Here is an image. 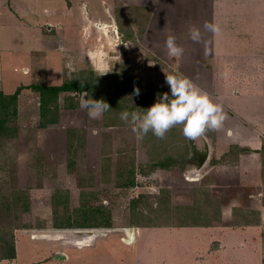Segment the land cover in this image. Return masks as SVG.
Masks as SVG:
<instances>
[{
  "label": "rangeland",
  "instance_id": "1",
  "mask_svg": "<svg viewBox=\"0 0 264 264\" xmlns=\"http://www.w3.org/2000/svg\"><path fill=\"white\" fill-rule=\"evenodd\" d=\"M116 20L118 28H123L125 24L119 13ZM16 32L3 33L6 37L1 45L14 50L25 48L26 41L17 39ZM128 34L129 45L118 46V39L114 40L116 34L94 28L89 38L92 63L63 64L54 78L43 75L30 79L21 72L23 58L7 61L0 74V87L6 92L25 83L23 88L29 90L34 84L59 86L79 81L91 90L87 93L89 97L103 99L110 109L105 116L103 113L102 119H89L79 105L84 93L68 92L58 97L54 124L41 125L34 94H31L33 106L22 102L18 107L17 97L16 113L12 114V106L6 115L2 112L0 264L47 261L69 264L71 259L63 254L72 257L75 246L85 249L86 246L61 241L58 234L62 231L54 227L55 223L79 224L91 219L89 224H92V221L109 220L110 228L93 229L101 232L100 237L87 242L91 246L96 242L98 247L81 254L93 264H106L105 259L102 262L97 259L103 240L120 241L134 251V242L154 229L229 227L231 223L242 229L248 222L257 220L251 210L253 203L247 202V192L215 180L214 171L210 170L212 165L208 164L210 155L197 172L188 164L191 152L181 125L170 128L162 139L149 132L138 140L131 126L120 119L122 111L147 108L154 102L156 93L168 91L165 84L168 73L182 74L207 90L212 83L203 74V65L164 63L153 53L158 49L143 45L140 32L137 40ZM49 46L55 49L58 39L51 38ZM94 88L100 90L99 97L95 96ZM134 89H139L138 96L133 94ZM70 104L75 108L66 107ZM205 133L209 134V130ZM196 139L202 145V138ZM159 164L166 169L153 167ZM252 199L258 203L255 197ZM123 233L134 239L130 241L127 237L123 243ZM258 243L264 247V225ZM11 246L14 258H5ZM170 246L169 239L162 238L161 244L156 245L155 259L172 260L177 250Z\"/></svg>",
  "mask_w": 264,
  "mask_h": 264
},
{
  "label": "crops",
  "instance_id": "2",
  "mask_svg": "<svg viewBox=\"0 0 264 264\" xmlns=\"http://www.w3.org/2000/svg\"><path fill=\"white\" fill-rule=\"evenodd\" d=\"M116 13L125 24L121 29ZM206 21L218 25L219 32L207 31ZM193 26L200 29L199 42L189 38ZM94 28L113 32L118 46L124 47L129 45L128 33L137 40L140 32L143 45L159 50L153 53L160 61L203 65V74L212 80L211 88H198L222 106L225 119L220 128L208 129L209 134L201 136L202 145L196 138L188 139V151L200 150L206 143L215 180L247 192V202L253 203L251 210L257 217L242 229L232 223L229 227L154 229L134 242V251L120 241L103 240L97 259H105L106 264H264V247L258 243L264 225V0H0V74L11 59H24L21 72L30 79L58 77L63 64H90L89 38ZM12 30L17 31V39L26 41L25 48L1 45L6 37L3 33ZM170 33L184 49L178 58L167 55L165 39ZM51 38L58 39L53 50L49 48ZM26 84L13 86L11 92L0 87V92L12 95L20 89L18 107L22 102L33 106L35 100L39 109L38 94L24 89ZM31 94L36 96L33 100ZM162 238L169 239L170 248L177 250L172 260L155 259ZM83 245L86 249L75 246L72 257L59 254L70 258L69 264H93L81 254L98 245Z\"/></svg>",
  "mask_w": 264,
  "mask_h": 264
},
{
  "label": "clouds",
  "instance_id": "3",
  "mask_svg": "<svg viewBox=\"0 0 264 264\" xmlns=\"http://www.w3.org/2000/svg\"><path fill=\"white\" fill-rule=\"evenodd\" d=\"M204 28L212 33H218L215 23H204ZM189 38L199 42V28L190 27ZM167 55L180 57L184 49L176 43V37L171 33L165 39ZM166 92L155 94L154 102L147 108L138 111L124 110L120 119L131 126V131L138 140H142L149 132L157 138H164L167 131L175 125L182 126V134L188 139H195L205 134L208 129H218L225 119L222 106L213 103L207 93L203 92L182 74L168 73L165 75ZM134 95H139V89H134ZM80 107L86 110L89 119H99L110 107L103 99H93L84 92L80 99Z\"/></svg>",
  "mask_w": 264,
  "mask_h": 264
},
{
  "label": "trees",
  "instance_id": "4",
  "mask_svg": "<svg viewBox=\"0 0 264 264\" xmlns=\"http://www.w3.org/2000/svg\"><path fill=\"white\" fill-rule=\"evenodd\" d=\"M81 83L79 81H68L64 82L63 84L59 86H47V85H32L30 86V89L38 94L39 98V114L40 119L42 121V124H54L56 122V119L54 117L55 110L57 107V100L61 93H84V92H90L91 90L86 87L87 85H80ZM20 89H17V91L12 95H3L0 92V115L2 112L5 113L9 110V108L12 106V114L16 113V100ZM95 96H100V90L94 88ZM88 95V94H87ZM66 107L75 108V105H66ZM3 115V117H4ZM49 115H53L52 118H48ZM106 115V112L104 113V116ZM48 118V119H47ZM4 122V121H3ZM2 120L0 119V127L3 125ZM211 165L214 164L213 161L210 162ZM170 166V165H169ZM153 167L159 168V169H166V166L163 164L154 165ZM89 220H83L81 223H55V228L60 230H84V229H102V228H110L111 222L107 220L106 222H94L92 221V224H89ZM5 258L13 259L14 258V247H10V252L5 256Z\"/></svg>",
  "mask_w": 264,
  "mask_h": 264
},
{
  "label": "water",
  "instance_id": "5",
  "mask_svg": "<svg viewBox=\"0 0 264 264\" xmlns=\"http://www.w3.org/2000/svg\"><path fill=\"white\" fill-rule=\"evenodd\" d=\"M208 146L206 145V143H204L203 145V150L202 149H196V148H192L191 149V158L187 161L189 165H191L192 167H194L195 171H199L201 170L204 165L206 164L207 160H208ZM68 231V230H66ZM78 233H74L75 237H86V242L90 239V237H93L92 239H94V235L93 233H91V231H93V229H82V230H74ZM100 235V234H99ZM67 240L70 238L69 234H65L64 235ZM85 243V242H84ZM87 244V243H86ZM60 259H63V257H59Z\"/></svg>",
  "mask_w": 264,
  "mask_h": 264
},
{
  "label": "bare ground",
  "instance_id": "6",
  "mask_svg": "<svg viewBox=\"0 0 264 264\" xmlns=\"http://www.w3.org/2000/svg\"><path fill=\"white\" fill-rule=\"evenodd\" d=\"M62 232L60 234H58V238L61 240V241H64V243H67V244H86L87 242H90V241H93L95 240L96 238L100 237V233L97 232L96 230H93L91 231V233H93L94 235V239H92L93 237H90V239L86 242V237H75L73 235H75L74 233H78L74 230H70V231H66V230H61ZM96 231V232H95ZM96 233V234H94ZM65 234H69L70 238L67 240V238L64 236ZM85 242V243H84Z\"/></svg>",
  "mask_w": 264,
  "mask_h": 264
},
{
  "label": "built area",
  "instance_id": "7",
  "mask_svg": "<svg viewBox=\"0 0 264 264\" xmlns=\"http://www.w3.org/2000/svg\"><path fill=\"white\" fill-rule=\"evenodd\" d=\"M133 233V232H132ZM127 239V236H126V234H124L123 233V238H121V241L123 242V241H125ZM124 243V242H123ZM125 244V243H124ZM126 245V244H125Z\"/></svg>",
  "mask_w": 264,
  "mask_h": 264
}]
</instances>
